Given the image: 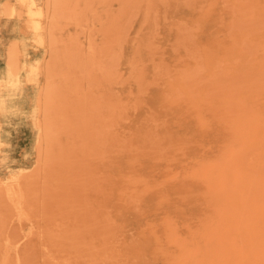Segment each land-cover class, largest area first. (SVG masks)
Wrapping results in <instances>:
<instances>
[{"label":"rangeland","instance_id":"rangeland-1","mask_svg":"<svg viewBox=\"0 0 264 264\" xmlns=\"http://www.w3.org/2000/svg\"><path fill=\"white\" fill-rule=\"evenodd\" d=\"M0 264H264V0H0Z\"/></svg>","mask_w":264,"mask_h":264}]
</instances>
